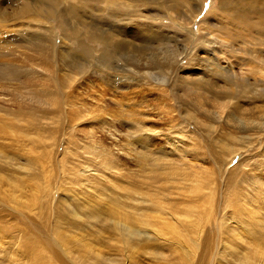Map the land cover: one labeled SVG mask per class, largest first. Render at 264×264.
Wrapping results in <instances>:
<instances>
[{
  "label": "rangeland",
  "instance_id": "rangeland-1",
  "mask_svg": "<svg viewBox=\"0 0 264 264\" xmlns=\"http://www.w3.org/2000/svg\"><path fill=\"white\" fill-rule=\"evenodd\" d=\"M247 1L250 2L251 0H247ZM1 3H4L3 5L4 11H7L9 9V7H7L8 4L6 2H1ZM170 3L173 4L175 2H170ZM241 3L243 5L246 4V2H241ZM69 4L76 6V9L78 11L77 16L73 13L72 15L75 16H71V15L66 16V18L68 19L67 24H69V26L66 27L64 31H62L58 26V23L55 22L57 26L55 27L56 33L54 34L53 38L54 41L56 42L55 43L56 50L58 51L59 54H60L59 48L61 46L68 50H71L72 51L71 53L76 52L82 56L84 55L81 52V49H88L89 52H91L94 55L93 57H91L93 60L91 58L90 61L85 59V63L87 64L91 63L89 72L91 73V71H93V73L95 74L94 76H90V82H93L94 85H92L91 87H86L88 80L83 79L81 80L79 87L71 88L69 90V94L68 95L66 94V97L68 96L69 100L73 101V103H71V105L68 108L73 109L75 111L76 110L82 111V107H85L89 111L80 112L78 116V120L75 121L77 123L73 122L74 120L72 122H69L67 120L64 107L60 106L61 109L58 108L59 110L55 112L60 115L59 116L60 119H58V124L52 122V120L49 119L48 122L47 121L45 122V127L39 126L38 128L30 129L31 130L30 133L34 137L30 140L27 139L26 135L23 136V134L19 132V130H23L24 132L25 130L20 128L19 124L16 123V121H14L12 125H10L11 123L10 119L12 118H8V117L10 116L13 117L11 114H9L8 117L7 116L0 117V126L1 125L4 126V127H0V264H193L194 262L197 264L198 263L197 259H203V263L201 264H229L223 261L224 259H227L230 256V253L236 257L237 255L242 256V254L245 252L247 254H252V255L254 254L255 256L254 260H252L250 263L264 264V256H263L264 200H261L263 198L259 194H257L256 196H260V197L255 198L257 199L256 201L258 203H256V201L253 202L252 197H250L252 193L251 190L252 187L254 186L253 189L257 188V184L255 183L254 176L259 175L261 179H264L263 178L264 177V155H263L264 131H261V129L258 127L259 124L254 123L251 126H249V128L242 130V128H239L240 127L239 123H234V121L232 122L231 120H228L226 115L220 116L210 111V116H209L208 114H206V112L205 115L204 113L200 112L197 108L194 109V106H192L193 107L192 109L190 104L191 98L198 96L201 97V93L202 96L204 97L205 94H203L204 92L202 91H199L200 92L199 94L193 93L197 91V89L194 88L192 89V87H190L192 85H196L194 84V80L199 76L200 69L202 67L200 65H198L197 67L193 64L191 65L193 60H191L190 57L185 59L184 62H179L178 66L174 69L177 76H172L173 78L171 76H167L168 80L169 79L170 80L167 82L168 86L166 85V88L165 85H159L160 82L156 81L155 79L161 77L163 79L164 77H166L165 72L166 70L168 71L169 69H163L165 72L164 71L161 72L155 69H153L152 71L147 70L149 71V73H146L147 71L144 70L145 73H141V74H134L133 71H128L129 68L132 69V67H128L129 66L128 60H130L131 58L133 59L135 58V59H140L141 63H146L149 60V55H151V50L153 51L152 48L149 49L150 53L148 52L146 53L145 51V47L147 45H151L150 40L143 39V37L141 36L144 35L145 33L141 34L139 38L134 40V42L132 43V40L134 39L133 34L137 33L139 35V32L142 28L146 27V29H148L151 27L152 30L150 34L152 35L153 32V35L155 34L154 37L158 36L159 34L163 36L164 34L165 38L164 37H162L163 39L158 38V44L160 45L159 47L162 48L165 47V49L167 48L171 51H175L176 48L179 49V44L183 43V45L185 46L181 47V51L188 50L185 48H187L186 43H189V40L188 41L183 40L184 39L182 37L183 33L180 32L179 34L180 36L178 35L177 37L173 35L175 34L177 29V26L175 24L177 17L175 16L174 18H167L166 16L167 14L166 15L163 14V12L166 11L165 8L160 7L158 5L156 6L150 5L152 8H155V10H151L150 12L156 13L158 11L162 13L156 15L151 14V16L146 15L149 5L148 4L143 5L141 3L137 4V2L133 3V8L135 9V11L138 9V11L136 12L134 11L137 14H135L131 9H129L128 6L125 7L123 2L106 3L103 2V0H66V2H61L60 8L65 9V6L67 8ZM198 5H200V7L203 8L202 16L203 15L204 16L197 17L198 18L197 26H193V28L191 27L192 31L197 35V33L199 32L198 31L199 26L202 24L201 20L207 18L208 20L211 21L213 27L217 30L215 31L216 33L214 32L217 35V37L218 38L222 37L221 39L224 38V40L226 41V43L223 44L222 42L221 43L219 42L220 44L217 43V45L215 44V46L212 48V50H214V53H211L213 52L212 50L210 51L212 62L214 60L213 64L210 65L211 67L212 66L214 67V72H215L214 75L209 76L207 70H203L202 71L203 73H201V76H203L205 79L207 78V81L209 82L212 81L214 77L215 79H213V81L214 80L218 82L220 81L218 83L220 84L219 88L222 86L221 87L222 90L218 91L217 86L214 89L212 88L211 83L213 81L210 83L207 82V84L211 86L210 88L209 86H207L209 89L206 88L208 94L213 95L214 93L219 92L215 96L217 97L218 95L217 97L218 99L227 98L226 101L229 102L228 105L230 106L232 105L233 109L235 108L237 110L238 114L236 116L254 114L253 116L254 120L258 121L260 118V114H264L262 111H260L261 109L264 108V96L257 97L254 93L252 94L251 92H254L255 88L260 87L255 84V81H253L255 80V77L258 76L256 78H261L262 76L261 79H264L263 76L264 71H262V73H259L260 72L259 70L264 69V62H263L264 58H262L264 57L263 56L264 31L260 30V26H259L260 22L259 23L251 22V24L247 25L244 24L243 20L239 19V21L240 20L241 21L238 22V24L236 25L234 23L236 20L232 21L230 17H227V13L222 8L219 7V0H204L203 2L202 1L196 3L194 2L192 8ZM256 5L262 8L264 6V2H257ZM215 9L216 12H213L215 11ZM116 13L117 15L119 14L118 16L119 18L117 17ZM158 15H164L166 18ZM192 15H193L192 17L193 19L196 13L193 12ZM148 17H150L151 19H149ZM257 18H258L257 16L255 18L254 16L252 17L254 21ZM108 19L110 20L108 21ZM37 24H39L38 20L28 21L27 19L0 21V93L3 94L2 99H0V103H1L0 114L3 113V111L6 112L7 108L14 110L18 109L17 105H19L22 102L21 100L16 102L11 100V98L13 99L15 96V92L13 88L19 85L17 81L6 79L5 76H4L5 78L1 77L2 76L1 73L3 69L6 68L7 65H9V63L21 65L25 72L30 71L29 67L27 66L28 64H30L27 60L28 50H25L20 46L26 45V42L28 41L30 36L33 33H35V28L38 26ZM212 24L209 25L211 26ZM93 25L98 27L103 32L118 31L120 33L114 32L113 35H111L110 44L105 45L103 44V42L91 40L90 38H88V31L91 30L92 27H94ZM71 28H76L77 30L83 28V30L76 32V34H74ZM183 35H185V33ZM203 37H204L203 32L201 33L199 32L198 40H196L194 44H192L193 42L189 43L190 44L189 47L193 51H194L193 46H195V55L198 57L206 56V53H204V51L208 45L202 44L201 46H199L198 44L200 42L206 41V39L209 41L210 38L209 36L208 37L205 36L204 38ZM242 38L246 39L245 44L241 43V40L244 41V39ZM179 39H181L182 42ZM249 42L252 44V46ZM170 45L173 46L174 48L171 49ZM233 49H235V51ZM20 50L23 52L22 54L19 53ZM142 50H143V52H141L142 55L138 54V51H142ZM240 50H247V52L249 53L239 52ZM145 54L147 55V57ZM231 54H233L232 58H231L232 56ZM241 58H247V59H242L244 61H241ZM250 58L251 61L252 59L254 61L251 62L252 65L255 63L253 65L254 67L250 63L249 60ZM80 61L83 62V60ZM99 62L103 63V66H99L98 65ZM240 62L242 63L240 64ZM245 63H247V65ZM25 65L27 67H25ZM107 66H110L111 69H108ZM251 66L252 68H250ZM203 68L204 67H202V69ZM257 68H259V70ZM250 70H252L253 72L255 71V73L257 70L260 76L258 73H256L258 74L256 75L252 71L249 72ZM153 74L155 76H153ZM178 76L184 77L183 80L182 79L176 80ZM244 77L247 79L245 80ZM101 78H103L105 81ZM99 80L102 83H100ZM216 81L213 83L215 84ZM226 82L228 84H225ZM249 82L250 83L252 82V84L250 85ZM126 84L129 85L127 86ZM95 85H97V87ZM136 86L139 88H137ZM147 86L149 87V89ZM8 87L9 88L13 87L12 88L13 90L9 89ZM22 87L21 88L24 92L29 91L27 89L28 87H25L23 85ZM186 87H188L189 89L191 88V90L189 91L188 89H186ZM7 88L8 90H6ZM134 89L135 90L137 89L136 90L137 92H135ZM156 89L159 90L157 91ZM138 92L140 96L139 94L137 95ZM258 92H260V90ZM146 94L147 97H145ZM221 94H223L225 97ZM102 96L103 98H105V102L108 105V107L110 109H113L114 112L116 113V114L114 113V117L116 119L113 117V121L115 119L113 125H115L116 128L120 130L118 131V133H116L118 134V136L120 135L118 137L119 145L124 147L125 144L126 146H128L127 144H129L130 146H128V148L129 149L134 148L135 151L137 148H138L137 150H139V148L142 147L139 146L140 145L139 143L135 145L139 147L136 148L135 146H133L134 143L132 144V141L134 142L136 140V137H138V135L134 134V131L131 129V126L134 127L138 124L134 122H137L139 120L138 118H140V122H141V118H142V120H144V123L148 127L149 136L152 138L148 147L149 149H151L150 155L154 153L152 155L153 157L162 158L157 162L158 165L164 166L167 163L165 166L172 164L171 166L173 167L176 166L182 169L184 168L183 170L181 169V172L185 171L184 174L182 173L183 175H185L184 178L191 179L193 173H196L199 176L200 180L201 178L202 180L205 179L204 186H211L209 187V189L207 187V190L204 191L199 197V204L200 207L201 205L202 207L198 208L200 209L198 210V212L201 213L200 216H203L201 217V221L198 224H196L192 220L189 221L190 223L188 221L186 222L185 219L180 220L181 226H184L182 228L185 229V230L183 229L184 234L185 235L189 234L190 236L187 235L185 237V235L183 234L184 238L182 237L181 239L176 235L170 237L172 234H168L169 237L167 238L166 237L167 235H163L157 232L151 225H149L151 228H149L148 225H146L147 228H145L144 225H140L137 228L136 227L137 225L135 224L137 222H135L134 220L130 222L132 218V214L137 217H139L138 215L140 216L145 215V214L141 215V213H143L141 211L140 212L137 211V213L130 212L131 210L126 207L128 202H129L128 204L131 205L135 203L134 201H129L132 198H138L142 194H147L146 199L148 203H146L145 205L147 206L149 211L147 213V217L145 216L143 217L147 220H150L152 224L156 223V227L161 228L160 230H162V227L164 225L168 227V225H172V222L174 224L176 223V221L173 220V218H171L172 215L175 214L177 215L179 211V214L181 216L183 215V213H185L188 210V209L186 210L187 208L186 206L182 207L180 203H182L183 201L190 200L191 197H189V194L187 193L186 190L187 183L179 180L180 178L179 176L182 175L181 173H179L180 175L178 174L174 176L175 180L173 179H170L172 181L168 180L169 182H166V179H164L163 177V179H161L160 181L152 182L149 180L147 181V184H145L147 180L146 177L151 176L150 173L151 165L150 164L147 165L145 172H143L142 171L143 168L141 169L137 168L139 167L140 164L137 161L139 160L137 159L138 157H136L137 160H135L134 159L135 157L130 158L129 156H125L121 154L120 151L116 150V148H115V153H116L115 157H118L117 159L118 165H121V167L125 169H122L119 166L121 169L120 171L121 175L119 174V171L116 172L115 177L107 175V171L103 167L104 163L107 161V157L104 155V151L102 149L95 147V144L97 142L96 140L102 141L101 138H103L104 136H108V133L103 134L104 131L107 129L103 123V120L107 121L112 117L109 115H104L102 118H100L97 115V113H100V111L96 109V107H91V106H95L98 97H102ZM106 96H108V98ZM127 96H129V98ZM132 96L134 97L132 98ZM25 98L27 99L28 103H32L31 101L28 100L27 96H25ZM129 99L131 101H129ZM203 99L204 98L201 99L205 103V105L203 106L205 108H210L212 106V102L210 104V101L208 102L209 99L208 100L207 99L203 100ZM145 102L146 103L149 102L148 103L149 105L148 104L146 105ZM128 104L129 106H127ZM209 104L211 106H209ZM150 105L151 107H149ZM123 106L126 107L128 110ZM131 108L134 109L132 110ZM233 109L232 108L230 109L232 113L233 111H235V109L234 110ZM69 110L67 114L70 113ZM129 110H131L132 112L135 110L136 114L134 112L131 113V111ZM191 110L193 113L191 112ZM116 111L118 113L120 112L119 114L121 115L117 114ZM138 112L140 113L139 116L141 117L137 116L139 114ZM134 114L135 117L138 118H135L133 116ZM124 118L127 121L123 120ZM135 119L138 120L136 121ZM133 120L135 121L133 122ZM119 121L122 123H120ZM99 124H102V127H100ZM206 124H210L214 126L217 132H215L214 130L213 132L208 131L204 126ZM234 124L235 125L238 124V129L236 128V126L234 127ZM224 125H226L227 127ZM203 128H205V130ZM122 129H124L123 130L124 132L122 131ZM127 129L129 132L127 131ZM92 130H95V134L91 133ZM229 130L232 131L230 132ZM125 131H127L126 134ZM229 133L237 137L246 134L245 135L246 139L245 138H242L241 140L238 139L239 141L236 142L235 139L233 140L231 136L229 137L227 135ZM220 134L223 137L222 136L220 137ZM216 135L217 138L214 139ZM209 136H210V140H209ZM121 138L122 140L125 141H122ZM124 138H127V140ZM247 139H249V141ZM213 140H216L215 142H217V144L215 143V145L214 144L210 145V143L214 142ZM88 141L91 145L88 143ZM129 141H131L130 143L132 144V146L129 143ZM226 141L229 142L227 143ZM218 142L220 143L218 144ZM232 142L238 145V146L235 145L234 151L235 153L236 152L237 153L236 154L233 153L234 155H232V153L229 152L230 149L229 145ZM105 143L109 145V140L107 139ZM246 144L248 145V147ZM241 146L242 148H246V149L242 150ZM71 148L74 151H72ZM108 148L112 151L114 150V146H110ZM237 148L240 149L239 152ZM47 149H49V155L51 154L49 158L51 157L53 158V159L51 158L52 162L48 160V156L45 153H43L45 151H48ZM69 149L71 150L69 151ZM95 151H97L101 155L100 158L98 157ZM147 151L146 149H144V152ZM38 154L41 157V159L39 160L40 162H38V158H37ZM133 155L138 156L136 152H134ZM61 157H63L64 159H62ZM35 158L37 159V161H35L36 160ZM65 158L67 159V161H65L66 160ZM123 161L126 164H123L124 163ZM218 164L220 165V167H218L219 166ZM42 166L44 169H46L45 171L46 174L44 172H43L44 174L40 173L41 170L44 171L42 169ZM38 167L41 170H39ZM28 169H30V171H25ZM64 169H66V171ZM32 171H35L36 173L33 177L34 179L32 178L33 180H30L29 183L30 186L25 185L24 183L25 185L24 189L27 186L28 188L26 189L27 191L18 188L19 181H21L22 177L24 178V177L32 176L34 174ZM131 171L135 172L136 174L134 173L132 174ZM37 173H39L40 175ZM36 174L37 176H39V179L40 178L42 179V180L40 179L41 181L38 180ZM2 175L5 176L3 177ZM136 176L137 178H135ZM140 176L141 178L139 179ZM3 178H5L6 180H4ZM208 179L210 180L209 182ZM134 180L136 182L138 181L137 184H135ZM9 182L15 185L16 188H13V185H11L10 187ZM182 182L184 183V186ZM46 184L48 185L50 184L49 185L50 187L47 186ZM55 184L56 186H54V189L55 187H57L56 190L53 189V185ZM39 186H40L39 189L40 191L38 189L37 190L34 189L36 187L39 188ZM148 186H150L151 188ZM129 187L131 188L129 189ZM232 187L237 189L235 190ZM139 188L141 191L139 190ZM145 189L148 190V192H145L146 191ZM174 189H177V191L180 189L179 191L181 193H182L181 190H184L183 193L185 194L182 193L181 195L179 191H178L179 193L177 191H176L177 193H175L173 191ZM41 190L43 192L45 190L44 194H48V195L51 194L49 196L50 199H47L48 195H46L47 197L42 195L43 192H41ZM136 190L140 192L135 193ZM142 190L145 191L142 192ZM223 190H224V194H223ZM14 191H16V193ZM35 191L37 193L39 192V194L41 193V195L39 196L37 194V196H35L36 195ZM49 191H51L52 193L50 192L49 194ZM131 191H135V192L132 193ZM167 191L169 193H167ZM171 191L173 193H171ZM164 192H166V194H163ZM174 193L177 194V196H174L175 195ZM219 193H220V198H219ZM11 194L13 198L10 197ZM221 194L224 195V197ZM25 195L27 198L25 197ZM153 195L154 197H152ZM163 195L166 196H164L163 198ZM34 196H35V200L38 199L37 198L38 196L39 199L34 204H30V206L26 205L29 204L28 202L29 200H34L33 199ZM41 196L46 197L47 201L45 202V200H43L42 199L43 197ZM20 197L21 198L23 197L22 198L23 202L21 203L19 202L20 201L19 199H21ZM16 199H18L19 201ZM39 200L40 203L44 202L49 204L50 202H53V205L52 203H50L51 205L49 204V206H52L51 207L52 212L50 211L49 206L48 207L47 205L44 206L45 205L44 203L41 206ZM41 200L43 202H41ZM163 201H165V203L169 201L168 204L171 205V207L168 206V204H166L168 207H165L166 205L163 204L164 203ZM201 201L202 203H200ZM159 202H161V206L163 205L162 207H164V208H160L162 215L161 213L156 212L159 211L158 210L159 208L158 209L155 208L156 210L154 209V204H156L155 205L156 207H160ZM170 202L172 203L170 204ZM157 204H159V206H157ZM175 204L176 205L178 204L179 206L177 205L176 207ZM18 205L19 206L21 205V207H19ZM245 205L252 206L251 209L252 211L255 212V214H251L246 209ZM41 207H43L44 209ZM57 207L59 210L54 211V209H57ZM151 207L153 209L152 211H151ZM173 207L174 209L175 207L178 208V210L177 209L172 210ZM39 208H41L42 210L45 209L46 210L42 213V210L39 212L40 210ZM163 209L165 210L166 213L168 212L169 214L163 212L162 211ZM179 209L181 211L184 210L185 212H181ZM61 210L64 214L61 212ZM74 210H76L77 212ZM46 211H50V214H48ZM70 211L72 214L74 212V215H72V217L71 215H69ZM91 211L92 213L93 212L95 213V214L93 213L94 216H90L92 215ZM150 211L154 215H151ZM175 211L177 212L175 213ZM173 212L175 214H172ZM39 213L40 215H36ZM58 213L61 216H59ZM67 213L69 216L67 215ZM75 213L77 214L78 217L81 216L82 214L83 219L81 218L80 220V217L79 218L77 217L79 219L78 220L75 217ZM160 215L161 217L163 216L162 217V219L164 218L163 220L160 219ZM169 215L171 216L169 217ZM208 215H210V217ZM256 215L260 217L256 219L255 218ZM62 216L64 217L66 216L65 219L69 218L70 220L69 219L65 220L64 217ZM86 216L87 219L85 220ZM149 216L151 219L149 218ZM55 217L56 218L58 217L57 219L61 217L59 221L61 220L63 223H65V225H67V226H65L64 224L61 225L62 228L60 231V235L57 232H59L61 227L59 223L61 224L62 222L58 221V225H57L56 223L57 219ZM205 218L208 219L206 220ZM139 219L140 217L136 218V221L137 220L139 221ZM249 220L254 226H251ZM166 221L169 222V224ZM164 222L165 224L163 225ZM160 223L163 226L160 227ZM139 224L141 223L139 222L138 225ZM187 224L190 226H188ZM248 224L250 226V231L253 233V235L248 234V232L245 231L243 228V226H246ZM127 227H129V229ZM185 227L187 228L189 227L190 230L188 231L189 228L187 229ZM164 228L166 227L164 226L163 229ZM146 229L148 231L144 232V230ZM168 231L170 232V230ZM201 231H203V233H201ZM208 231L209 232L211 231V235H209L210 233ZM129 233L134 235L132 236L133 241L132 239L127 241ZM205 233L208 236L205 235ZM200 235L203 237H201ZM237 235L239 236L237 237ZM245 235L248 236L246 238H249L250 240L253 239L252 241L253 243L248 244L247 242H245L246 238L243 239L244 237H242ZM187 238H189V240H187ZM197 238L199 241L197 240ZM183 239H185L186 241V242L184 241L185 243H183ZM206 239L208 242L206 241ZM174 240L175 242L177 240L178 241L175 243ZM193 240L195 243H193ZM204 240L206 241L207 244H204V246L202 247L203 243L205 242ZM154 241H156L158 244L155 243ZM191 243L193 247L190 246ZM134 244H136V246ZM239 259L236 260V264H241Z\"/></svg>",
  "mask_w": 264,
  "mask_h": 264
},
{
  "label": "bare ground",
  "instance_id": "bare-ground-1",
  "mask_svg": "<svg viewBox=\"0 0 264 264\" xmlns=\"http://www.w3.org/2000/svg\"><path fill=\"white\" fill-rule=\"evenodd\" d=\"M184 1V2H183ZM203 2L204 0H103V2H123V4H124V6L126 7V6H128V8L129 9H131L133 12L135 11V9L133 8V3L134 2H137V4H139V3H141V4H143V5H149V8L147 9V12H146V15L147 16H151V14L152 15H156V14H162L161 12H156V13H152V12H150L151 10H155V8H152L151 6H156V5H158V6H160V7H163V8H165L166 9V11L165 12H163V14H167L166 16H167V18H174L175 16L177 17L176 18V26H177V29H176V32H175V34H173L174 36H178L179 34H180V32H182L183 34L185 33V35H183L182 34V37L184 38L183 40L184 41H188L189 40V43H192V44H194V42L196 41V40H198V37H199V32L201 33V32H203V34H204V37L205 36H209V38L211 39V41H210V39H209V41L206 39V41H203V42H200L198 45L199 46H201L202 44H206V45H208L206 48H205V51H204V53H206V56H202V57H198V56H196L195 55V46H193V48H194V51L192 50V49H190V47H189V43H186V47L187 48H185V49H188V50H185V51H181V47L183 46H185V45H183V43L182 44H179V49H177L176 48V50L175 51H171V50H169V49H165V47L164 48H162V47H159L160 45L158 44V38L159 39H163L162 37H164V34H163V36L162 35H158V36H155L154 37V35H153V32H152V35L150 34L151 33V30H152V28L150 27V28H148V29H146V27L145 28H142L141 30H140V32H139V35L136 33V34H133V40H132V43L134 42V40H136L137 38H139V36L141 35V34H144V35H141L142 37H143V39H148V40H150L151 42V45H147V46H150V47H145V51H146V53L148 52V53H150L149 52V49H153V51L151 50V55H149V60L146 62V63H141V60L140 59H133V58H131L130 60H128V67H132V69H128V71H133L134 72V74H141V73H145V71L144 70H150V71H152L153 69H155V70H159V71H164L163 69H169L168 71L166 70V72H165V74H166V77H164L163 79H162V77L161 78H156L155 80L156 81H158V82H160L159 83V85H165V88H166V85H167V82L170 80H168V77L167 76H177L176 75V72L174 71V69L178 66V64H179V62H184L185 61V59H187V58H191V60H193L192 61V63H191V65L193 64V65H195L196 67L198 66V65H200V66H202V67H204L203 69H202V67H201V69H200V74H199V76L197 77V78H195V80H194V84H196V85H192V86H190V87H192V89L194 88V89H197V91H195V92H193V93H197V94H199L200 92L199 91H202V92H204L203 94H205L204 95V97L202 96V93H201V97H192L191 98V102H190V104H191V108L193 109V107L192 106H194V109L195 108H197L200 112H202V113H204L205 114V112H206V114H208L209 116H210V111L211 112H213V113H215V114H218V115H220V116H223V115H226V117H227V119L228 120H231L232 122L234 121V123H239V125H240V127L239 128H242V130L243 129H247V128H249V126H251L252 124H254V123H257V124H259L258 125V127L261 129V131H264V114H260V118H259V120L258 121H256V120H254V118H253V116H254V114H246V115H239V116H236L237 114H238V112H237V110L235 109V111H233V113L230 111V109L232 108L233 109V106L231 107L230 105H228L229 104V102L228 101H226V99L227 98H225V99H218L217 97H218V95H217V97L215 96L217 93H219V92H216V93H214L213 95H209L208 94V91L206 90V88L207 89H209L211 86H212V88L214 89V88H216V86L218 87V91H220V90H222V86L219 88V86H220V84H218L219 82L218 81H216V80H214L213 81V79H215L214 77H213V79H212V81L213 82H215L216 81V83L214 84L212 81H210V82H212L211 84V86H209V84H207V82L208 83H210L209 81H207V78L205 79L203 76H201V73H203L202 71L203 70H207L208 71V73H209V76H211V75H214V67L212 66H210L211 64H213V62H214V60H213V62H212V57H211V55H210V51L212 50V48L215 46V44L217 45V43H221L222 42V44L223 43H226V41L224 40V38L223 39H221L220 37L218 38L217 37V35L215 34L216 32L215 31H217L214 27H213V24L211 23V21L210 20H208L207 18H204V19H202L201 20V25L199 26V32L197 33V35H196V33H194L193 31H192V28H193V26H197V20H198V18L197 17H199V16H202V14H203V8L202 7H200V5H198V6H194L193 8H192V6H193V3L195 2ZM237 1H239V2H237ZM1 2H6L8 5H7V7H9V9L7 10V11H4V7H3V5H4V3H1ZM61 2H66V0H0V21H6V20H24V19H27L28 21H32V20H38V23L39 24H37L38 26L35 28V33H33L31 36H30V38L28 39V41L26 42V45H21L20 47L21 48H23V49H25V50H28V58H27V60H28V62L30 63V64H28L27 66L29 67V69H30V71L29 72H25L24 70H23V67L21 66V65H17V64H14V63H9V65H7V67L6 68H4L3 69V71H2V73H1V77H6V79H9V80H13V81H17V83L19 84L18 86H16V87H12L13 89H14V92H15V96H14V98L12 99L11 98V100H13L14 102H16V101H22L19 105H17V108L18 109H16V110H14V109H8L7 108V111L6 112H4L3 111V113H1L0 114V117L1 116H3V117H5V116H7L8 117V115L9 114H11L13 117H8V118H12V119H10V121H11V123H10V125H12L13 123H14V121H16V123H18L19 124V126H20V128H22V129H24L25 130V132L23 131V130H19V132L21 133V134H23V136H25L26 135V137H27V139H32V138H34L33 137V135H31V133H30V129H34V128H38L39 126L40 127H45V122L47 121L48 122V120L49 119H51L52 120V122H54V123H56V124H58V119H60L59 118V114L58 113H55L56 111H58L59 109H61L60 108V106H62V107H64V111H65V113H66V117H67V120L69 121V122H72L73 120V122H75V121H77L78 120V116H79V113L80 112H82V111H89L87 108H85V107H82V111H79V110H73V109H70V108H68L70 105H71V103H73V101H70L69 100V97L67 96L66 97V94L68 95L69 94V90L71 89V88H77V87H79V84L81 83V80H83V79H87L88 80V82H87V84H86V87H91L92 85H94L93 84V82H90V76H94L95 74L93 73V71H91V73L89 72L90 71V66H91V63H85V59H87L88 61H90V58L91 57H93L94 55L91 53V52H89V50L88 49H81V52L83 53V55L84 56H82V55H80V54H78V53H71L72 51L71 50H68V49H66V48H64V47H61L60 46V54L58 53V51L56 50V45H55V41H54V38H53V36H54V34L56 33L55 31V27L57 26L56 24H55V22H57L58 23V26L60 27V29L62 30V31H64V29L66 28V27H68L69 26V24H67L68 23V19L66 18V16L67 15H71V16H77V13H78V11H77V9H76V6L75 5H71V4H69L68 6H67V8H66V6H65V9H61L60 8V4H61ZM83 2V1H82ZM170 2H175V3H170ZM178 2V3H177ZM241 2H246V4L245 5H243ZM257 2H264V0H251L250 2L249 1H247V0H219V7L220 8H222L226 13H227V17H230V19L232 20V21H235L234 23L237 25L238 24V22H240L241 20H243V22H244V24H251V22H260V30H263L264 31V6L261 8V7H259L258 5H256V3ZM111 4V3H110ZM122 4V3H121ZM203 4V3H202ZM151 5V6H150ZM123 6V5H122ZM136 6V5H135ZM134 6V7H135ZM6 7V6H5ZM145 7V6H144ZM143 8V7H142ZM113 9H115V8H113ZM124 9V8H123ZM122 9V10H123ZM6 10V9H5ZM118 10V9H117ZM145 10V9H144ZM113 11V10H112ZM136 11H138V9L136 10ZM135 11V12H136ZM116 12V11H115ZM115 12H113V13H115ZM125 12H126V10H125ZM134 12V13H135ZM193 12H195L196 13V15L194 16V18L192 19V17H193V15H192V13ZM213 12H216V9H215V11H213ZM212 12V13H213ZM72 13L73 14H75V15H72ZM122 13H123V11H122ZM143 13V12H142ZM135 14H137V13H135ZM207 14H208V12H207ZM206 14V15H207ZM116 15H117V13H116ZM112 16H113V14H112ZM119 16V14L117 15V17ZM158 16H163V17H165L164 15H158ZM157 16V17H158ZM172 16V17H171ZM191 16V17H190ZM204 16V15H203ZM202 16V17H203ZM245 16V17H244ZM254 16V18L257 16L258 18L257 19H255V21L252 19V17ZM156 17V18H157ZM113 18V17H112ZM119 18V17H118ZM140 18V17H139ZM144 18V17H143ZM147 18V17H146ZM149 19H151L150 17H148ZM166 18V17H165ZM138 19V18H137ZM160 19V18H159ZM164 19V18H163ZM239 19H241L240 21H239ZM70 20V19H69ZM110 19H108V21H109ZM115 20V19H114ZM26 21V20H25ZM134 21V20H133ZM158 21V20H157ZM162 21V20H161ZM200 21V20H199ZM14 22V21H13ZM135 22V21H134ZM162 24V23H161ZM209 24H212L211 26L209 25ZM240 24V23H239ZM143 25V24H142ZM159 25V24H158ZM241 25V24H240ZM30 26V25H29ZM94 27H92V29L91 30H89L88 31V38H90L91 40H95V41H100V42H103V44H110V39H111V35H113V33L114 32H117V33H120V32H118V31H110V32H103V31H101L98 27H96L95 25H93ZM151 26V25H150ZM58 27V28H59ZM161 27V26H160ZM192 27V28H191ZM250 27V26H249ZM11 28V27H10ZM166 28V27H165ZM14 29V28H13ZM72 29V31H73V33L74 34H76V32H79V31H81V30H83V28H81L80 30H77L76 28H71ZM26 30V29H25ZM134 30V29H133ZM175 30V29H174ZM161 31V30H160ZM166 31V30H165ZM147 32V33H146ZM163 32V31H162ZM161 32V33H162ZM170 32V31H169ZM215 32V33H214ZM125 33V32H124ZM167 33V32H166ZM174 33V32H173ZM24 34V33H23ZM78 35V34H77ZM120 35V34H119ZM168 35V34H167ZM116 36V35H115ZM166 36V35H165ZM180 36V35H179ZM201 36H202V34H201ZM203 37V38H204ZM217 37V38H216ZM114 38V37H113ZM165 38V37H164ZM166 38H168V37H166ZM179 38V37H178ZM181 38V37H180ZM116 39V38H115ZM171 39V38H170ZM218 39V40H217ZM242 39H244V41L243 40H241V43L242 44H245L246 43V39L245 38H242ZM153 40V41H152ZM172 40V39H171ZM175 40V39H174ZM178 40V39H177ZM181 42H182V40L181 39H179ZM200 40H201V38H200ZM204 40V39H203ZM53 41H54V43H53ZM144 41V40H143ZM165 41V40H164ZM228 41V40H227ZM149 42V41H148ZM169 42H170V40H169ZM178 42V41H177ZM166 43V42H165ZM173 43V42H172ZM171 43V44H172ZM179 43V42H178ZM219 43V44H220ZM250 43V42H249ZM218 44V45H219ZM248 44V43H247ZM246 44V45H247ZM251 44V43H250ZM250 44H249V47H250ZM18 45V44H17ZM154 45V46H153ZM158 45V46H157ZM197 45V44H196ZM100 46H101V44H100ZM108 46V45H107ZM142 46V45H141ZM171 46V45H170ZM245 46V45H244ZM248 46V45H247ZM251 46H252V44H251ZM25 47V48H24ZM169 47V46H168ZM217 47V46H216ZM86 48V47H85ZM144 48V47H143ZM172 48H174L173 46H171V49ZM238 48V47H237ZM245 48V47H244ZM253 48V47H252ZM202 49V48H201ZM236 49V48H235ZM235 49H233L234 51H235ZM241 49H242V47H241ZM246 49V48H245ZM255 49V48H254ZM135 50V49H134ZM216 50V49H215ZM247 50H248V48H247ZM247 50H240L239 52H242V53H244V52H247ZM201 51V50H200ZM213 52H211V53H214V50H212ZM237 51H238V49H237ZM141 52H143V50L142 51H138V54H141L142 55V53ZM222 52V51H221ZM19 53L20 54H22L23 52L20 50L19 51ZM97 53V52H96ZM197 53V52H196ZM247 53H249V52H247ZM251 53V52H250ZM25 54V53H24ZM137 54V53H136ZM262 54V53H261ZM261 54H260V57H261ZM146 55V54H145ZM144 55V56H145ZM232 56H231V58L233 57V54H231ZM259 55V54H258ZM257 55V56H258ZM263 55V54H262ZM213 56V55H212ZM264 56V55H263ZM146 57H147V55H146ZM140 58V57H139ZM262 58H264V57H262ZM25 59V58H24ZM79 59V60H78ZM92 59V58H91ZM146 59V58H145ZM214 59V58H213ZM242 59H247V58H241V61H244V60H242ZM80 60H83V62H81ZM93 60V59H92ZM235 60V59H234ZM250 60V63L253 61V59H252V61H251V58L249 59ZM260 60H261V58H260ZM102 61V60H101ZM111 61V60H110ZM216 62H217V60H216ZM247 62H248V60H247ZM254 62V61H253ZM264 62V61H263ZM93 63H95V62H93ZM106 63V62H105ZM242 62H240V64H241ZM215 64V63H214ZM246 65H247V63H245ZM255 64V63H254ZM253 64V65H254ZM99 66H103V63H101V62H99V64H98ZM117 65V64H116ZM190 65V66H191ZM243 65V64H242ZM245 65V66H246ZM251 65H252V63H251ZM252 65V66H253ZM26 65H25V67H27ZM216 66V65H215ZM252 66L250 67V68H252ZM217 67V66H216ZM254 67V66H253ZM256 67V66H255ZM89 68V69H88ZM94 68V67H93ZM92 68V69H93ZM104 68V67H103ZM107 68L108 69H111V67L110 66H107ZM121 68V67H120ZM178 69V68H177ZM218 69V68H217ZM255 69V68H254ZM253 69V70H254ZM258 70H259V68H257ZM94 70H96V69H94ZM98 70V69H97ZM101 71V70H100ZM108 71V70H107ZM118 71V70H117ZM217 71V70H216ZM252 70H250L249 72H251ZM260 72L259 73H262V71H264V69L263 70H259ZM174 72H175V74H174ZM224 72V71H223ZM253 72V71H252ZM99 73V72H98ZM112 73V72H111ZM146 73H149V71H147ZM157 73H159V72H157ZM220 73V72H219ZM244 73V72H243ZM253 73H255V71L253 72ZM256 73H258L257 72V70H256ZM255 73V74H256ZM258 73V74H259ZM96 74H97V72H96ZM100 74V73H99ZM110 74V73H109ZM182 74V73H181ZM188 74V73H187ZM197 74V73H196ZM258 74H256V75H258ZM101 75H102V73H101ZM101 75H100V77H101ZM143 75H145V74H143ZM147 75V74H146ZM185 75V74H184ZM224 75V74H223ZM89 76V77H88ZM97 76H99V75H97ZM96 76V77H97ZM128 76V75H127ZM153 76H155L154 74H153ZM179 76H180V74H179ZM177 77V79L176 80H183V78L184 77ZM190 76V75H189ZM216 76V75H215ZM259 76H260V74H259ZM264 76V75H263ZM4 77V78H5ZM103 77V76H102ZM129 77V76H128ZM159 77V76H158ZM186 77V76H185ZM256 77H258V76H256ZM255 77V80H253V81H255V84L256 85H258V86H260L259 88H255V91L254 92H251L252 94L254 93L257 97H262V96H264V79H261L262 78V76H261V78H256ZM112 78V77H111ZM173 78V77H172ZM171 78V79H172ZM245 78V77H244ZM101 79H103V78H101ZM110 79V78H109ZM123 79V78H122ZM126 79V78H125ZM147 79V78H146ZM211 79V78H210ZM247 78H245V80H246ZM93 80V79H92ZM95 80V79H94ZM104 80V79H103ZM108 80V79H107ZM249 80V79H248ZM96 81H97V79H96ZM105 81V80H104ZM128 81V80H127ZM143 81V80H142ZM147 81V80H146ZM259 83H257V82ZM75 82H77V83H75ZM99 82H100V80H99ZM107 82V81H106ZM111 82V81H110ZM100 83H102V82H100ZM142 83V82H141ZM145 83V82H144ZM181 83V82H180ZM223 83H224V81H223ZM96 84V83H95ZM134 84V83H133ZM155 84V83H154ZM156 84H158V83H156ZM225 84H228L227 82L225 83ZM249 84L251 85L252 84V82L250 83L249 82ZM22 85L23 86H25V87H28L27 89L29 90L28 92H24L23 90H22ZM104 85V84H103ZM110 85V84H109ZM127 85V84H126ZM129 85V84H128ZM127 85V86H128ZM143 85V84H142ZM149 85V84H148ZM255 85V86H256ZM96 87H97V85H95ZM127 86H125V87H127ZM153 86V85H152ZM158 86V85H157ZM168 86V85H167ZM207 86H209V88L207 87ZM226 86H228V85H226ZM249 86V85H248ZM22 87V88H21ZM103 87V86H102ZM117 87V86H116ZM130 87V86H129ZM137 87V86H136ZM148 87V86H147ZM161 87V86H160ZM195 87H197V88H195ZM224 87V86H223ZM5 88V87H4ZM9 88V87H8ZM8 88L6 89V90H8ZM12 88H9V89H12ZM110 88V87H109ZM114 88V87H113ZM134 88V87H133ZM137 88H139V87H137ZM145 88V87H144ZM164 88V87H163ZM164 88V89H165ZM249 88H251V87H249ZM12 89V90H13ZM148 89H149V87H148ZM186 89H188L189 91L191 90V88L189 89L188 87H186ZM212 89V90H213ZM247 89V88H246ZM121 90V89H120ZM135 90V89H134ZM137 90V89H136ZM135 90V92H137ZM138 90H140V89H138ZM143 90H145V89H143ZM157 90V89H156ZM159 90V89H158ZM157 90V91H158ZM226 90H228V89H226ZM248 90V89H247ZM253 90V89H252ZM260 90V92H258ZM116 91V90H115ZM132 91V90H131ZM232 91V90H231ZM234 91V90H233ZM1 92H3V91H1ZM9 92V91H8ZM104 92V91H103ZM112 92V91H111ZM187 92V91H186ZM113 93V92H112ZM127 93V92H126ZM129 93H130V91H129ZM147 93V92H146ZM236 93V92H235ZM238 93V92H237ZM12 94H13V92H12ZM103 94V93H102ZM106 94V93H105ZM139 94V92L137 93V95ZM143 94V93H142ZM150 94V93H149ZM197 94H195V95H197ZM226 94H227V92H226ZM250 94V93H249ZM2 95L3 94H1L0 93V99H2ZM120 95V94H119ZM130 95V94H129ZM132 95V94H131ZM136 95V94H135ZM221 95H223V94H221ZM25 96H27L28 97V100L29 101H31L32 103H28V101H27V99L25 98ZM104 96V95H103ZM103 96L102 97H98V99H97V101H96V103H95V106H91V107H96V109H98L99 111H100V113H97V115L100 117V118H102L104 115H109V116H111L112 118L111 119H109V120H107V121H104L103 119V123H104V125L106 126V132L104 131V133L103 134H107L108 133V136H104L103 138H101L102 139V141H100V140H96L97 142H96V144H95V147H97V148H99V149H102L103 151H104V155L107 157V161L104 163V168L106 169V171H107V175H110V176H112V177H115V174H116V172H118L119 171V174L121 175V173H120V171H121V169H120V167H121V165H118V161H117V159H118V157H115L116 156V153H115V148H116V150H118V151H120V153L121 154H123V155H125V156H129L130 158H134L135 160H137V159H139V160H137L140 164H139V167H137V168H143V172H145V170H146V168H147V165H151V167H150V173H151V176H145L146 177V183L145 184H147V181H152V182H156V181H160L161 179H163V177H164V179H166V182H169L168 180H170V179H173V180H175L174 179V176L175 175H178L179 173H185V171L184 172H181V169L182 168H180V167H176V166H171L172 164H170V165H168V166H160V165H158L157 164V162L160 160V159H162V158H159V157H153L152 155L154 154V153H152V155H150L151 154V149H149L148 147H149V143H150V141L152 140V138L149 136V132H148V127H147V125L144 123V120H142V118H141V122H140V118H138V117H135V114H136V112H135V110L133 111L135 114L133 115L135 118H138V119H135L137 122H134L135 120H133V122L134 123H138L136 126H134V127H132L131 126V129L134 131V134H137L138 135V137H136V140H135V138H134V142L132 141V144L134 143V145L133 146H135L137 143H139L140 145V147L141 148H139V150H137L138 148L137 147H139V146H135L137 149H136V151H135V149L134 148H131V149H129L128 148V146H130L129 144H127L128 146H126V144L124 145V147L123 146H121V145H119L118 144V141H119V136H118V134H116V133H118V131H120V130H118L117 128H116V126L115 125H113V123H114V121H115V117H114V110L113 109H110L109 107H108V105L106 104V102H105V98H103ZM122 96V95H121ZM139 96H140V94H139ZM224 96V95H223ZM227 96V95H226ZM243 96V95H242ZM107 98H108V96H106ZM114 97V96H113ZM117 97V96H116ZM125 97V96H124ZM128 98H129V96H127ZM134 96H132V98H133ZM142 97V96H141ZM145 97H147V94L145 95ZM225 97V96H224ZM22 98V99H21ZM25 98V99H24ZM137 98V97H136ZM136 98H135V100H136ZM140 98V97H139ZM202 98H204L203 100H205V99H209L208 100V102L210 101V104H211V102H212V106L209 104V106H211L210 108H205L203 105H205V103L201 100ZM219 98H222V97H219ZM253 98V97H252ZM115 99V98H114ZM231 99V98H230ZM237 99H239V98H237ZM79 100V99H78ZM127 100V99H126ZM115 101H117V100H115ZM129 101H131L130 99H129ZM140 101H141V99H140ZM202 103H201V102ZM147 102V101H146ZM145 102V104L147 105L148 103H146ZM206 102V101H205ZM232 102V101H231ZM83 103V102H82ZM85 103V102H84ZM127 103V102H126ZM125 103V104H126ZM140 103V102H139ZM236 103V102H235ZM1 104V103H0ZM117 104H119V103H117ZM144 104V105H145ZM187 104V103H186ZM208 104V103H207ZM238 104V103H237ZM35 107H34V106ZM149 105V104H148ZM118 106V105H117ZM122 106V105H121ZM127 106H129V104L127 105ZM137 106V105H136ZM139 106V105H138ZM187 106V105H186ZM208 106V107H209ZM37 107V108H36ZM90 107V108H91ZM124 107V106H123ZM132 107H133V105H132ZM141 107V106H140ZM143 107V106H142ZM146 107V106H145ZM149 107H151V105L149 106ZM3 108V107H2ZM1 108V109H2ZM59 108V109H58ZM120 108V107H119ZM124 108H126V107H124ZM139 108V107H138ZM185 108H187V107H185ZM190 108V107H189ZM70 109V110H69ZM127 109V108H126ZM132 109V108H131ZM134 109V108H133ZM132 109V110H133ZM146 109V108H145ZM233 109V110H234ZM68 110H69V112L70 113H68L67 114V112H68ZM120 110V109H119ZM128 110V109H127ZM189 110V109H188ZM125 111V110H124ZM129 111H131V110H129ZM155 111V110H154ZM260 111H262L263 113H264V108L263 109H261ZM117 112V111H116ZM132 111H131V113H133ZM140 112V111H139ZM138 112V113H139ZM147 112V111H146ZM191 112H192V110H191ZM120 113V112H119ZM118 112H117V114H119ZM190 113V112H189ZM193 113V112H192ZM195 113H196V111H195ZM116 114V113H115ZM205 114V115H206ZM119 115H121V114H119ZM130 115V114H129ZM140 115V113L137 115V116H139ZM188 115V114H187ZM196 115V114H195ZM126 116V115H125ZM131 116V115H130ZM189 116V115H188ZM198 116V115H197ZM113 117L115 118L114 119V121H113ZM132 117V116H131ZM139 117H141V116H139ZM218 117V116H217ZM55 118H56V120H55ZM75 118V119H74ZM192 118H193V116H192ZM197 118V117H196ZM70 119H72V120H70ZM123 120H125V118L123 119ZM125 121H127V120H125ZM125 121H123V122H125ZM143 121V122H142ZM198 121V120H197ZM196 121V122H197ZM212 121V120H211ZM64 122V121H63ZM120 122V121H119ZM199 122V121H198ZM75 123H77V122H75ZM102 123V124H103ZM120 123H122V122H120ZM133 123V124H134ZM53 124V123H52ZM51 124V125H52ZM102 124H99V126L100 127H102ZM124 124V123H123ZM130 124V123H129ZM131 124H132V122H131ZM223 124V123H222ZM66 125V124H65ZM126 125V124H125ZM196 125V124H195ZM46 126H47V124H46ZM205 127H206V129L208 130V131H210V132H213V130L215 131V132H217L216 131V129H215V127L214 126H212V125H210V124H206V125H204ZM224 126H226V125H224ZM236 126V128L238 129V124L237 125H235L234 124V127ZM0 127H4V126H0ZM76 127V126H75ZM127 127V126H126ZM227 127V126H226ZM229 127V126H228ZM125 128V127H124ZM128 128V127H127ZM130 129V128H129ZM130 129V130H131ZM204 130H205V128H203ZM202 129V130H203ZM221 129V128H220ZM231 129V128H230ZM124 129H122V131H123ZM228 130V129H227ZM121 131V132H122ZM127 131H128V129H127ZM127 131H125V134H126V132ZM226 131V130H225ZM230 131V130H229ZM232 131V130H231ZM230 131V132H231ZM124 132V131H123ZM129 132V131H128ZM151 132H153V131H151ZM180 132H182V131H180ZM227 132V131H226ZM92 134H95V130H92V132H91ZM205 133H207V132H205ZM257 133H258V131H257ZM132 134V133H131ZM159 134V133H158ZM181 134V133H180ZM208 134H210V133H208ZM207 134V135H208ZM215 134V133H214ZM213 134V135H214ZM248 134V133H247ZM255 134V133H254ZM122 135V134H121ZM130 135V134H129ZM182 135V134H181ZM180 135V136H181ZM184 135V134H183ZM206 135V136H207ZM213 135H211V136H213ZM226 135V134H225ZM229 137L231 136L232 137V139L234 140H236V142L237 141H239L238 139H242V138H245L246 139V137H245V135L246 134H244L243 136H240V137H237V136H235V135H233V134H231V133H229V134H227ZM86 136V135H85ZM93 136H95V135H93ZM222 135L220 134V137H221ZM251 136V135H250ZM256 136V135H255ZM87 137V136H86ZM123 137H125V136H123ZM223 137V136H222ZM227 137V136H226ZM248 137V136H247ZM253 137V136H252ZM260 137V136H259ZM94 138V137H93ZM98 138H100V137H98ZM131 138V137H130ZM214 138V137H213ZM217 138V135L215 136V138L214 139H216ZM107 139L109 140V145L108 144H106L105 142L107 141ZM124 139H126L127 140V138H124ZM129 139V138H128ZM179 139V138H178ZM197 139V138H196ZM208 139V138H207ZM218 139H219V137H218ZM221 139V138H220ZM224 139V138H223ZM42 140H43V138H42ZM106 140V141H105ZM121 140H122V138H121ZM130 140V139H129ZM209 140H210V136H209ZM225 140H227V139H225ZM248 141H249V139H247ZM66 141H68V140H66ZM100 141V142H99ZM122 141H125V140H122ZM131 141H129V143L131 142ZM214 142L213 143H210V145L211 144H214L215 145V143L217 144V142H215L216 140H213ZM245 141V140H244ZM121 142V141H120ZM210 142V141H209ZM222 142H224V141H222ZM227 143L229 142V141H226ZM254 142V141H253ZM88 143H89V141H88ZM127 143V142H126ZM220 142H218V144H219ZM242 143H243V140H242ZM249 143V142H248ZM90 144V143H89ZM121 144V143H120ZM131 144V143H130ZM132 144H131V146H132ZM263 144V143H262ZM91 145V144H90ZM227 145V144H226ZM229 145V144H228ZM235 145H237L236 143L234 144L233 142L232 143H230V145H229V147H230V149H229V152L230 153H232V155H234V154H236L235 153ZM240 145H242V144H240ZM247 145V144H246ZM255 145V144H254ZM76 146V145H75ZM93 146V145H92ZM110 146H114V152L112 151V150H110L108 147H110ZM238 146V145H237ZM253 146V145H252ZM256 146V145H255ZM264 146V145H263ZM33 147V146H32ZM49 147V146H48ZM69 147H71V146H69ZM68 147V148H69ZM78 147V146H77ZM227 147V146H226ZM247 147H248V145H247ZM254 147V146H253ZM53 148V147H52ZM68 148H66V149H68ZM73 148V147H72ZM71 148V149H72ZM50 149V148H49ZM49 149H47L48 151H45V152H43V153H45L47 156H48V160H50L51 162H52V160H51V158H49V156L51 155H49ZM71 149H69V151L71 150ZM144 149H146V151L148 150L149 151V153H148V151L147 152H144ZM241 149L243 150V149H246V148H242V146H241ZM29 150H30V148H29ZM28 150V151H29ZM33 150H35V149H33ZM53 150V149H52ZM56 150V149H55ZM54 150V151H55ZM237 150H238V152H239V150L240 149H238L237 148ZM72 151H74L73 149H72ZM71 151V152H72ZM158 151V150H157ZM96 152V154L98 155V157L100 158L101 157V155L97 152V151H95ZM134 152H136V154L138 155V156H134L133 155V153ZM65 153H66V151H65ZM65 153H63V154H65ZM234 153V154H233ZM37 154V153H36ZM70 154V153H69ZM68 154V155H69ZM74 154V153H73ZM72 154V155H73ZM67 155V154H66ZM71 155V154H70ZM263 155H264V153H263ZM38 157V162H40L39 160L41 159V157L39 156V154L37 155ZM136 157H138L137 159H136ZM62 159H64L63 157H61ZM36 159V158H35ZM53 159V158H52ZM62 159H61V161H62ZM66 159V158H65ZM43 160V159H42ZM126 160V159H125ZM10 161V160H9ZM35 161H37V159L35 160ZM56 161V160H55ZM65 161H67V159L65 160ZM216 161V160H215ZM214 161V162H215ZM12 162V161H11ZM64 162V161H63ZM124 162V161H123ZM122 162V163H123ZM128 162V161H127ZM160 162H162V161H160ZM7 163V162H6ZM9 163V162H8ZM36 163V162H35ZM56 163V162H55ZM61 163V162H60ZM133 163H135V162H133ZM165 163V162H164ZM216 163H218V162H216ZM11 164V163H10ZM37 164V163H36ZM39 164H41V163H39ZM62 164V163H61ZM66 164V163H65ZM123 164H126L125 162L123 163ZM138 164V163H137ZM136 164V165H137ZM193 164V163H192ZM220 164V163H219ZM218 164V165H219ZM141 165V166H140ZM221 165V164H220ZM220 165L218 166V167H220ZM36 166V165H35ZM48 166V165H47ZM46 166V167H47ZM67 166V165H66ZM120 166V167H119ZM130 166H131V163H130ZM135 166V165H134ZM45 167V168H46ZM126 167V166H125ZM192 167V166H191ZM39 168V167H38ZM61 168V167H60ZM122 168V167H121ZM136 168V167H135ZM42 169L44 170V171H42L40 168H39V170H41V172L40 171H37V172H40V173H42V174H46V169H44L43 168V166H42ZM52 169V168H51ZM122 169H125V168H122ZM184 169V168H183ZM182 169V170H183ZM63 170V169H62ZM65 171H66V169H64ZM127 170V169H126ZM133 170V169H132ZM137 170V169H136ZM136 170H135V172H136ZM25 171H30V169H28V170H25ZM50 171V170H49ZM72 171V170H71ZM138 171V170H137ZM260 171V170H259ZM34 174L32 175V176H29V177H22V179H21V181H19V184H18V188H20V189H24V186L25 185H29L30 186V180H33L34 178V175H35V171H32ZM44 172V173H43ZM132 172V171H131ZM135 172H132V174L134 173V174H136ZM143 172H141V173H143ZM128 173V172H127ZM37 174H39V173H37ZM37 174H36V176H37ZM53 174V173H52ZM180 175L179 177V180L180 181H184V182H186L187 183V188L186 187H184V188H186V190H187V193L189 194V197H191L190 198V200H188V201H183L182 203H180V205H182V207L183 206H186L187 208H186V212L184 211V210H180L181 212H185V213H183V215H181L180 216V214H179V211H178V214L176 215L175 213L177 212V211H175V213L173 212L172 214H175V215H169V217L171 216V218H173V220H175L176 221V223L174 224L173 222H172V225H168L169 224V222H167L168 224V227L166 226V225H164L165 224V222L163 223V225L166 227V228H164L163 229V225L161 224L162 223V221H161V223H160V227L161 226H163L162 227V230H160L161 228H158V227H156V223H154V224H152V222H150V220H147V219H145L143 216H145V217H147V213H148V208H147V206L145 205L146 203H148L147 202V199H146V195L147 194H142L140 197H138V198H132L131 200H129V201H134L135 203L134 204H128L127 203V205H126V207L128 208V209H130L131 211L130 212H136L137 213V211H141V212H143V213H141V215H143V214H145V215H143V216H140V215H138L139 217H140V219H139V221L137 220L136 221V218H139V217H137V216H135V215H133L132 214V218H131V220H130V222L132 221V220H134L135 222H137V223H135L136 225V227L138 228V226H140V225H144V227L145 228H147L146 227V225H151L157 232H159V233H161V234H163V235H167L166 237L168 238L169 236H168V234H172L170 237H173V235H176V236H178L179 238H181L182 239V237L184 238V236H183V234H184V228H182V227H184V226H181V224H180V220H182V219H185L186 220V222L188 221H194L196 224H198L200 221H201V217H203V216H200L201 215V213L200 212H198V210H200V209H198V208H201L202 207V205H201V207H200V204H199V197H200V195L204 192V191H206L207 190V187H208V189H209V187H211V186H204V180H202V178H201V180L203 181H201L200 180V178H199V176L196 174V173H193V176L192 175H190V176H192V178L191 179H187V178H184V176L185 175ZM248 174V173H247ZM256 174V173H255ZM40 175V174H39ZM3 176V175H2ZM5 176V175H4ZM3 176V177H4ZM45 176V175H44ZM50 176H51V174H50ZM49 176V177H50ZM117 176H118V174H117ZM122 176H124V175H122ZM162 177V178H160V177ZM249 176H251V175H249ZM8 177V176H7ZM260 179H259V178ZM33 178V179H32ZM37 178H38V180L39 181H41L40 179H39V176H37ZM135 178H137V176L135 177ZM141 178V176L139 177V179ZM176 178H178V177H176ZM264 178V177H263ZM2 179V178H1ZM4 180H6L5 178H3ZM8 179V178H7ZM254 179H255V183L257 184V188H255V189H253V187H252V193H251V195H250V197H252V201L253 202H255L257 199H255V198H259L260 196L263 198V199H261V200H264V179H261V177L259 176V175H255L254 176ZM16 180V179H15ZM44 180H45V178H44ZM43 180V181H44ZM65 180V179H64ZM136 180V179H135ZM134 180V181H135ZM10 181V180H9ZM162 181H164V180H162ZM170 181H172V180H170ZM190 181V182H189ZM210 180L208 179V182H209ZM5 182V181H4ZM3 182V183H4ZM51 182V181H50ZM131 182V181H130ZM129 182V183H130ZM138 182V181H137ZM137 182L135 181V184H137ZM14 183V182H13ZM15 183H17V182H15ZM24 183H25V185H24ZM42 183V182H41ZM133 183V182H132ZM163 183V182H162ZM171 183V182H170ZM183 183V182H182ZM203 183V184H202ZM206 183V182H205ZM56 184H58V183H56ZM56 184L55 185H53V189H54V186H56ZM60 184V183H59ZM131 184V183H130ZM164 184V183H163ZM166 184V183H165ZM178 184H180V183H178ZM207 184V183H206ZM11 185H13V184H11L10 182H9V186L11 187ZM40 185V184H39ZM47 186H49L48 184H46ZM151 185V184H150ZM173 185H174V182H173ZM180 185H182V184H180ZM180 185H178V186H180ZM209 185V184H208ZM214 185V184H213ZM213 185H212V187H213ZM220 185V184H219ZM15 185H13V188H16V186L14 187ZM28 186V187H29ZM37 186V185H36ZM46 186V187H47ZM58 186V185H57ZM129 186H131V185H129ZM134 186V185H133ZM139 186V185H138ZM142 186H144V185H142ZM170 186H172V185H170ZM183 186H184V183H183ZM236 186V185H235ZM50 187V186H49ZM137 187V186H136ZM141 187V186H140ZM148 187H150V186H148ZM218 187H221V186H218ZM223 187V186H222ZM43 188H45V187H43ZM56 188L57 187H55V189L54 190H56ZM131 187H129V189H130ZM151 188V187H150ZM233 188V187H232ZM9 189V188H8ZM12 189V188H11ZM10 189V190H11ZM26 189H28L27 188V186L25 187V189L24 190H26ZM34 189H40V186H39V188H34ZM49 189V188H48ZM52 189V190H53ZM137 189V188H136ZM225 189V188H224ZM233 189H235V188H233ZM237 189V188H236ZM235 189V190H236ZM18 190V189H17ZM43 190V189H42ZM41 190V192H43ZM46 190V189H45ZM45 190H44V192L42 193V195H44V196H46V195H48V194H44L45 193ZM133 190V189H132ZM135 190V189H134ZM139 190H140V188H139ZM146 190V189H145ZM145 190H142V192H144ZM180 190V189H179ZM178 190V191H179ZM232 190V189H231ZM12 191V190H11ZM27 191V190H26ZM40 191V190H39ZM130 191V190H129ZM141 191V190H140ZM140 191H138V190H136V192L135 191H131L132 193H137V192H140ZM152 191V190H151ZM155 191V190H154ZM170 191V190H169ZM175 193H177L178 191H177V189H174L173 190ZM177 191V192H176ZM182 191V193H183V191L184 190H181ZM219 191V190H218ZM15 193H16V191H14ZM18 192V191H17ZM36 192V191H35ZM50 192L51 191H49V194H50ZM54 192V191H53ZM145 192H148V190H146ZM150 192V191H149ZM156 192V191H155ZM180 192V191H179ZM178 192V193H179ZM222 192V191H221ZM19 193V192H18ZM47 193V192H46ZM52 193V192H51ZM167 193H169L168 191H167ZM171 193H173L172 191H171ZM174 193V194H175ZM181 193V192H180ZM182 193H181V195H182ZM14 194V193H13ZM37 194L40 196L41 195V193L39 194V192L37 193L36 192V195L35 196H37ZM149 194H151V193H149ZM153 194V193H152ZM158 194V193H157ZM163 194H166V192H164ZM183 194H185V193H183ZM223 194H224V190H223ZM257 194H259L260 196H256ZM17 195V194H16ZM20 195H22V194H20ZM51 195V194H50ZM50 195H48V197H47V199H50ZM131 195V194H130ZM222 195V194H221ZM35 196H34V200H29L28 202H29V204H26V205H29L30 206V204H34L38 199H39V196L37 197L38 199L37 200H35ZM44 196H41V197H43L42 199L43 200H45V202L47 201L46 200V197H44ZM164 196H166V195H163V198H164ZM173 196V195H172ZM174 196H177V194H175ZM223 197H224V195H222ZM221 196V197H222ZM4 197V196H3ZM7 197V196H6ZM8 197H9V195H8ZM7 197V198H8ZM10 197H12V194H11V196ZM15 197V196H14ZM25 197H26V195H25ZM151 197V196H150ZM152 197H154V195L152 196ZM169 197H170V195H169ZM169 197H167V198H169ZM183 197V196H182ZM182 197H180V198H182ZM185 197V196H184ZM188 197V198H189ZM222 197V198H223ZM13 198V197H12ZM12 198H11V200H12ZM19 198V197H18ZM21 198V197H20ZM23 198V197H22ZM16 199V200H18L20 203L21 202H23V199ZM27 198V197H26ZM68 198V197H67ZM131 198V197H130ZM156 198V197H155ZM188 198H186V199H188ZM219 198H220V193H219ZM15 199V198H14ZM13 199V200H14ZM41 199V198H40ZM128 199H129V197H128ZM154 199V198H153ZM152 199V200H153ZM207 199V198H206ZM166 200V199H165ZM209 200V199H208ZM218 200V199H217ZM260 200V199H259ZM260 200V201H261ZM5 201V200H4ZM8 201H10V200H8ZM167 201V200H166ZM175 201V200H174ZM181 201V200H180ZM249 201H250V199H249ZM41 202H43L42 200H41ZM48 202H49V200H48ZM59 202V201H58ZM57 202V203H58ZM62 202V201H61ZM156 202V201H155ZM158 202V201H157ZM164 203V205H166V204H168V202H166L165 203V201H163ZM173 202V201H172ZM172 202H170V204L172 203ZM39 203H40V200H39ZM44 203V202H43ZM43 203H40L41 204V206L43 205ZM50 203H52V205H53V202H50ZM49 203V204H50ZM60 203V202H59ZM132 203V202H131ZM160 203V207H156L155 205L156 204H154V209L155 208H159L158 210L159 211H156V212H159V213H161V215H162V212L160 211V208H164V207H162L161 206V202H159ZM177 203H178V201H177ZM200 203H202V201L200 202ZM218 203V202H217ZM256 203H258L257 201H256ZM260 203V202H259ZM37 204V203H36ZM45 205L44 206H46L47 205V207L49 206V204H47V203H44ZM65 204V203H64ZM63 204V205H64ZM204 204V203H203ZM220 204H221V202H220ZM22 205V204H21ZM21 205L19 206V207H21ZM51 205V204H50ZM58 205V204H57ZM176 205V204H175ZM174 205V206H175ZM178 205V204H177ZM177 205H176V207H177ZM211 205H212V203H211ZM17 206V207H18ZM36 206H38V205H36ZM40 206V205H39ZM59 206V205H58ZM157 206H159V204H157ZM168 206H170L171 207V205H169L168 204ZM167 205L165 206V207H168ZM173 206V205H172ZM179 206V205H178ZM246 206V205H245ZM18 207V208H19ZM25 207V206H24ZM32 207V206H31ZM46 207V208H47ZM50 207V211L52 212V210H51V207L52 206H49ZM175 207V209H174V207L172 208V210H178V208H176ZM251 207L252 206H246V209L251 213V214H255V212L254 211H252V209H251ZM41 208H43V207H41ZM41 208H39L38 210H39V212L42 210ZM65 208V207H64ZM180 208V207H179ZM213 208V207H212ZM26 209V208H25ZM30 209V208H29ZM33 209V208H32ZM44 209V208H43ZM54 209V208H53ZM62 209V208H61ZM150 209V208H149ZM204 209V208H203ZM46 210V209H45ZM45 210H42V213L45 211ZM55 210H59L58 209V207H57V209H54V211ZM153 209H152V207H151V211H152ZM156 210V209H155ZM171 210V211H172ZM245 210V209H244ZM33 211V210H32ZM50 211H46L48 214H50ZM63 211H65V210H63ZM73 211V210H72ZM74 211H76V210H74ZM88 211H90V210H88ZM87 211V212H88ZM126 211V210H125ZM150 211V212H151ZM163 212H165V210L163 209L162 210ZM37 212V211H36ZM59 212V211H58ZM61 212H62V210H61ZM60 212V213H61ZM77 212V211H76ZM80 212V211H79ZM129 212V213H130ZM198 212V213H197ZM202 212V211H201ZM57 213V212H56ZM63 213V212H62ZM94 213V212H93ZM92 213V211H91V214L92 215H90V216H94V214ZM135 213V214H136ZM166 213V212H165ZM164 213V214H165ZM200 213V214H199ZM203 213H204V211H203ZM210 213V212H209ZM208 213V214H209ZM47 214V215H48ZM52 214V213H51ZM59 214V213H58ZM64 214V213H63ZM81 214V213H80ZM79 214V215H80ZM128 214V213H127ZM138 214H140V213H138ZM166 214H169L168 212L166 213ZM36 215H40V213L39 214H36ZM43 215V214H42ZM41 215V216H42ZM45 215V214H44ZM57 215V214H56ZM56 215H54V216H56ZM66 215V214H65ZM67 215H68V213H67ZM66 215V216H67ZM69 215H71V217H72V215H74V212H73V214L71 213V211H70V213H69ZM68 215V216H69ZM137 215V214H136ZM149 215H150V213H149ZM151 215H154V214H152V212H151ZM161 215H160V219H162V217H161ZM207 215V214H206ZM58 216V215H57ZM59 216H61L60 214H59ZM65 216V217H66ZM85 216V215H84ZM164 216H166V215H164ZM209 217H210V215H208ZM208 216H205V217H208ZM62 217H64V216H62ZM65 217H64V219H65ZM75 217L77 218L78 216H77V214L75 213ZM80 217V220H81V218L83 219V217H82V214H81V216H79ZM78 217V218H79ZM152 217V216H151ZM258 217H260V216H255V218L256 219H258ZM56 218V217H55ZM58 218V217H57ZM56 218V219H57ZM61 217H59V219H60ZM74 218V217H73ZM72 218V219H73ZM77 218V219H78ZM149 218H150V216H149ZM55 219V220H56ZM59 219H57L56 221V223H57V225H58V221H59ZM69 218H67V219H65V220H68ZM75 219V218H74ZM87 219V216H86V218H85V220ZM151 219V218H150ZM153 219V218H152ZM164 219V218H163ZM162 219V220H163ZM206 220L208 219V218H205ZM204 219V220H205ZM253 219V218H252ZM54 220V221H55ZM63 220V219H62ZM70 220V219H69ZM79 220V219H78ZM146 220H147V222H146ZM167 220V219H166ZM172 220V221H173ZM184 220V221H185ZM255 220V219H254ZM61 221V220H60ZM59 221V222H60ZM126 221V220H125ZM169 221V220H168ZM174 221V222H175ZM203 221V220H202ZM250 221V220H249ZM62 222V221H61ZM69 222V221H68ZM76 222V221H75ZM141 223V224H139L138 225V223ZM182 222V221H181ZM193 222V223H194ZM205 222V221H204ZM210 222V221H209ZM259 222V221H258ZM78 223V222H77ZM190 223V222H189ZM188 223V224H189ZM192 223V222H191ZM206 223V222H205ZM249 223V222H248ZM250 223H251V221H250ZM62 224H64L65 225V223H59V225L61 226ZM80 224V223H79ZM157 224H159V223H157ZM171 224V223H170ZM187 224V225H188ZM201 224V223H200ZM56 225V226H57ZM63 225V226H64ZM183 225V224H182ZM205 225V224H204ZM212 225V224H211ZM65 226H67V225H65ZM128 226V225H127ZM188 226H190V225H188ZM210 226V225H209ZM251 226H254V225H252V223H251ZM195 227V226H194ZM203 227V226H202ZM61 228H62V226L60 227V230H59V232H57V233H59V235H60V231H61ZM66 228V227H65ZM124 228H126V227H124ZM128 229H129V227H127ZM131 228V227H130ZM135 228V227H134ZM141 228H143V227H141ZM149 228H151L150 226H149ZM185 228H187V227H185ZM189 228V227H188ZM187 228V229H188ZM198 228V227H197ZM243 228H244V230L245 231H247L248 232V234H252L253 235V233L250 231V226H249V224L248 225H246V226H243ZM58 229H59V227H58ZM184 229V230H183ZM202 229V228H201ZM205 229V228H204ZM252 229V228H251ZM168 230H170V232L168 231ZM190 230V228L188 229V231ZM200 230V229H199ZM207 230V229H206ZM205 230V231H206ZM208 230H211V229H208ZM146 231H148L147 229L146 230H144V232H146ZM192 231V230H191ZM204 231V230H203ZM203 231H201V233H203ZM253 231V230H252ZM151 232H152V229H151ZM207 232V231H206ZM209 232V231H208ZM240 232V231H239ZM133 233V232H132ZM187 233H190V232H187ZM210 234L209 235H211V231L209 232ZM200 234V233H199ZM198 234V235H199ZM235 234V233H234ZM237 234H239V233H237ZM256 234V233H255ZM153 235V234H152ZM152 235H150V236H152ZM156 235V234H155ZM185 235V234H184ZM190 236L189 234H186L185 235V237L186 236ZM192 235V234H191ZM203 235V234H202ZM205 235H207L206 233H205ZM242 235V234H241ZM257 235V234H256ZM61 236H63V235H61ZM132 236H134V235H132L131 233H129L128 234V239H127V241H129L130 239H132L133 237ZM193 236V235H192ZM191 236V237H192ZM201 236V235H200ZM199 236V237H200ZM208 236V235H207ZM233 236V235H232ZM236 236V235H235ZM239 235H237V237H238ZM164 237V236H163ZM178 237H177V239H178ZM201 237H203V236H201ZM242 237H244L243 239H245L246 237H248V236H242ZM242 237H241V239H242ZM252 237V236H251ZM250 237V238H251ZM151 238V237H150ZM160 238V237H159ZM162 238V237H161ZM165 238V237H164ZM193 238V237H192ZM191 238V239H192ZM147 239V238H146ZM174 239V238H173ZM186 239V238H185ZM185 239H183V243H185L186 241H185ZM204 239V238H203ZM160 240V239H159ZM167 240V239H166ZM180 240V239H179ZM187 240H189V238H187ZM197 240H198V238H197ZM209 240V239H208ZM262 240V239H261ZM132 241H133V239H132ZM173 241V240H172ZM178 241V240H177ZM176 241V242H177ZM185 241V242H184ZM199 241V240H198ZM197 241V242H198ZM205 241V240H204ZM203 241V242H204ZM206 241H207V239H206ZM206 241L203 243V245H202V247L204 246V244H207L206 243ZM243 241V240H242ZM253 241V239L252 240H250L249 238H246V241L245 242H247L248 244H251V243H253L252 242ZM146 242V241H145ZM155 243H157L156 241H154ZM169 242V241H168ZM174 242H175V240H174ZM175 242V243H176ZM190 242V241H189ZM208 242V241H207ZM260 242V241H259ZM133 243V242H132ZM161 243V242H160ZM159 243V244H160ZM167 243V242H166ZM171 243V242H170ZM193 243H195L194 242V240H193ZM200 243H201V241H200ZM199 243V244H200ZM263 243V242H262ZM261 243V244H262ZM139 244V243H138ZM146 244V243H145ZM158 244V243H157ZM162 244V243H161ZM186 244H189V243H186ZM135 246H136V244H134ZM172 245V244H171ZM175 245V244H174ZM177 245V244H176ZM196 245V244H195ZM190 246H192V243L190 244ZM193 247V246H192ZM191 247V248H192ZM194 248H195V246H194ZM194 248H193V251H194ZM197 248V247H196ZM230 248V247H229ZM192 254V253H191ZM263 256H264V252H263ZM200 257V256H199ZM254 254L252 255V254H247L246 252L245 253H243L242 254V256H239V255H237L236 257L234 256V255H232L231 253H230V256L227 258V259H224V261L223 262H227V263H229V264H236V260H238L239 258V260H240V263L241 264H252V263H250L252 260H254ZM165 258V257H164ZM256 259V258H255ZM198 260V263L197 264H201V263H203V259H197ZM234 262V263H233ZM195 263V262H194ZM193 263V264H194ZM196 264V263H195Z\"/></svg>",
  "mask_w": 264,
  "mask_h": 264
}]
</instances>
